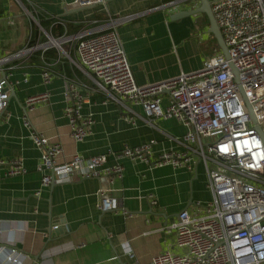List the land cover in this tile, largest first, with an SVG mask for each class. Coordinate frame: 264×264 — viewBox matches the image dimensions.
I'll list each match as a JSON object with an SVG mask.
<instances>
[{
  "label": "crops",
  "instance_id": "1",
  "mask_svg": "<svg viewBox=\"0 0 264 264\" xmlns=\"http://www.w3.org/2000/svg\"><path fill=\"white\" fill-rule=\"evenodd\" d=\"M199 6L200 0H105L91 7H79L76 0H0V58L13 56L0 65V80L7 78L14 90L0 113V160L20 158L28 170L0 177V264H6L13 249L21 264H150L161 252L182 251L170 224L183 210L193 211L196 201L211 198L202 162L191 171L123 157L118 160L122 177L113 182L85 178L43 187L41 151L31 135L37 131L59 141L60 163L74 154H107V165H112L117 161L114 153L125 146L150 144L151 160L165 150L181 149L174 139L184 136L186 126L173 117L149 120L140 105L129 104L131 111L119 107L73 64L76 43L63 44L64 51L52 45L17 54L50 37L71 36L67 25L92 29L120 17L118 31L137 83L162 82L200 69L207 52L220 49L209 32L207 14L175 15ZM60 26L65 32L54 35ZM45 69L52 73L48 84ZM67 83L77 85L84 99L81 112L95 120L83 141L71 137L64 114ZM46 91L48 102L28 110L26 99ZM5 169L0 164L1 174ZM100 189L115 198V210L98 208Z\"/></svg>",
  "mask_w": 264,
  "mask_h": 264
},
{
  "label": "built area",
  "instance_id": "2",
  "mask_svg": "<svg viewBox=\"0 0 264 264\" xmlns=\"http://www.w3.org/2000/svg\"><path fill=\"white\" fill-rule=\"evenodd\" d=\"M104 2L76 0L79 7ZM211 3L229 58L219 49L200 69L162 82L137 83L118 31L124 19L120 17L71 36L50 37V41L17 54L52 45L64 51L63 44L76 43L73 64L119 107L140 105L149 120L173 117L186 126L184 136L174 139L181 149L165 150L151 160L150 144L125 146L114 153L117 161L112 165H107V154L89 158L74 154L69 161L60 163L63 147L59 141L37 131L31 135L41 151L38 169L43 187L85 178L113 182L122 177L124 167L118 160L123 157L191 171L200 162L204 164L211 198L196 201L193 211L183 210L170 224L176 233L175 245L182 251L161 252L150 264H264V0ZM11 57L0 58V65ZM231 63L238 70V81ZM43 79L45 84L51 81L50 70L43 71ZM11 93V83L1 79L0 113L7 109ZM165 93L167 104L163 105ZM49 97V91L30 95L26 107L33 110L48 102ZM65 99L70 135L75 141H83L91 134L95 120L91 114L81 112L84 99L75 83H67ZM247 103L257 122L251 118ZM0 164L6 168L0 177L28 171L20 158L1 159ZM98 208L103 212L117 208L109 190H99ZM6 259V264H21L15 249Z\"/></svg>",
  "mask_w": 264,
  "mask_h": 264
},
{
  "label": "water",
  "instance_id": "3",
  "mask_svg": "<svg viewBox=\"0 0 264 264\" xmlns=\"http://www.w3.org/2000/svg\"><path fill=\"white\" fill-rule=\"evenodd\" d=\"M200 1H201V6L195 8L193 10L181 11L179 13H176L175 15H180L181 13H182L181 15H195V14L200 13V12L207 14V16L210 20L209 32L212 33L214 35V37L216 38L218 46H219L220 50L223 52V54L226 56V58H229L228 47L225 43L223 34L221 32V29L219 28V25L216 21L214 13H213L211 0H200ZM91 6H94V5H91ZM91 6H84V7H91ZM231 68L233 69V71L235 73V78L238 81L239 80L238 70L236 69V67L234 66L233 63H231ZM12 93H13L12 95H14V90ZM242 93H243L245 100L247 101V98H246L243 91H242ZM247 104L251 110V105L249 103H247ZM250 116L255 122H257L256 117H255L254 113L252 112V110H251ZM263 138H264V135H263ZM58 229L59 228H55L54 231L58 232L59 231Z\"/></svg>",
  "mask_w": 264,
  "mask_h": 264
},
{
  "label": "trees",
  "instance_id": "4",
  "mask_svg": "<svg viewBox=\"0 0 264 264\" xmlns=\"http://www.w3.org/2000/svg\"><path fill=\"white\" fill-rule=\"evenodd\" d=\"M99 16H102V14H99ZM104 21H105V18H104ZM108 21V20H107ZM45 23V24H44ZM43 25L46 27L47 26V24H46V21L45 22H43ZM81 26H77V27H71L70 25H67V34L68 35H73V34H76L77 32H79L80 30H81ZM53 33H54V35H56V34H63L64 32H65V27L64 26H60V27H58L56 30L55 29H53ZM214 41H215V45H217L218 46V43H217V40H216V38H214ZM49 52V51H48ZM48 52H46V55L45 56H47L49 53ZM50 52H56V50L55 49H52V50H50ZM37 55V54H36ZM38 55L40 56L41 55V52L39 51V53H38Z\"/></svg>",
  "mask_w": 264,
  "mask_h": 264
},
{
  "label": "rangeland",
  "instance_id": "5",
  "mask_svg": "<svg viewBox=\"0 0 264 264\" xmlns=\"http://www.w3.org/2000/svg\"><path fill=\"white\" fill-rule=\"evenodd\" d=\"M66 45H68V44H66ZM66 45H65V46H66ZM201 48L204 49V50L206 49V48H205V45H201ZM207 50H208V49H207ZM207 50H206V51H207ZM207 54H209L208 57H210L212 53H211V52H207Z\"/></svg>",
  "mask_w": 264,
  "mask_h": 264
}]
</instances>
